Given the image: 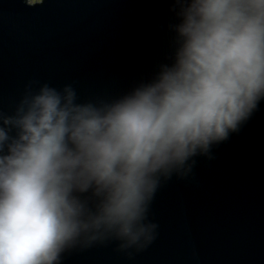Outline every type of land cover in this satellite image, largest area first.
Returning a JSON list of instances; mask_svg holds the SVG:
<instances>
[{
  "label": "clouds",
  "instance_id": "9594fccd",
  "mask_svg": "<svg viewBox=\"0 0 264 264\" xmlns=\"http://www.w3.org/2000/svg\"><path fill=\"white\" fill-rule=\"evenodd\" d=\"M29 6L43 0H26ZM167 58L111 100L30 84L0 111V264L156 238L155 194L238 133L264 101V0H172Z\"/></svg>",
  "mask_w": 264,
  "mask_h": 264
},
{
  "label": "water",
  "instance_id": "95a60500",
  "mask_svg": "<svg viewBox=\"0 0 264 264\" xmlns=\"http://www.w3.org/2000/svg\"><path fill=\"white\" fill-rule=\"evenodd\" d=\"M172 0H0V111L32 84H72L80 101L111 100L170 53ZM158 188L142 251L73 249L62 264H264V101L248 122Z\"/></svg>",
  "mask_w": 264,
  "mask_h": 264
}]
</instances>
